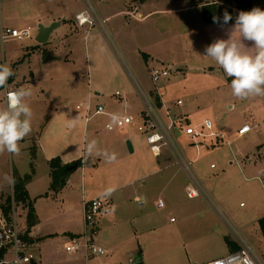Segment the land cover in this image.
<instances>
[{"label": "rangeland", "instance_id": "obj_1", "mask_svg": "<svg viewBox=\"0 0 264 264\" xmlns=\"http://www.w3.org/2000/svg\"><path fill=\"white\" fill-rule=\"evenodd\" d=\"M96 2L103 20L109 13L121 12L106 23L108 32L77 26V13ZM210 2L224 10L235 9L229 0ZM253 3L264 9V0ZM56 24L48 43L39 44L40 25ZM233 25L205 24L201 6L185 1L157 0L141 6L138 0H0V61L12 68L16 82L7 88L31 87L27 102L33 111L32 131L20 143V153H0V218L2 206L14 201V183L5 177L15 182L33 175L29 184L41 220L40 233L33 232V251L41 264H188L189 259L207 264L228 253L225 237L233 238L232 229L264 258L259 224L264 218V97L242 100L231 95V78L204 56L212 42L229 38L227 30ZM2 28H31L33 37L3 42ZM245 44L252 46L250 41ZM47 52L54 61L44 63ZM156 66L166 68L170 76L154 85L150 69ZM134 80L146 91L157 92L174 112H184L190 125L198 128L208 120L213 131L223 135L224 141L210 149L205 145L218 139H204L198 153L191 138L180 129L175 131L179 150L193 164L208 198L189 199L188 174L177 164L165 170L163 156L156 158L151 153L137 127L142 123L139 112L144 103ZM89 93L93 95L92 113L102 105L118 117L131 115L134 125L108 131L105 126L110 118L97 115L86 126L84 112L77 107L85 109ZM178 100L183 105L178 106ZM4 106L5 91L0 94V108ZM69 119H76L75 127L68 126ZM246 124L252 132L239 136ZM122 131L144 141L138 157L121 154L127 146L118 136ZM85 137L98 141L109 154L115 153L116 159L86 156L84 173L77 172L60 193L51 192L49 158L85 146ZM165 153L176 161L170 151ZM93 162L100 166L89 167ZM149 163L155 166L150 173H155L145 180H141L142 173L127 171ZM211 164L216 168L211 169ZM177 170L173 187H178V198L173 200L164 189ZM141 191L152 197L142 207L134 199ZM107 193L113 203L109 200L107 214L96 218L100 229L93 236L107 254L86 260L84 251L67 253L65 244L73 239L69 232L82 233L85 227L83 201ZM159 198L163 208L158 207ZM15 208L20 231H27V210L19 204ZM144 231L149 234L143 235Z\"/></svg>", "mask_w": 264, "mask_h": 264}, {"label": "built area", "instance_id": "obj_2", "mask_svg": "<svg viewBox=\"0 0 264 264\" xmlns=\"http://www.w3.org/2000/svg\"><path fill=\"white\" fill-rule=\"evenodd\" d=\"M92 14L86 12L77 15L76 20L79 27L90 26L97 24V17L93 11ZM32 29L15 30L10 28H2L1 39L3 42L9 39L25 41L32 39ZM151 80L154 85H157L162 79L168 78L170 72L163 67L156 66L150 69ZM140 91L144 102V110L141 114L142 123L137 125L138 131L145 137V141L150 148L154 157H162L166 151H170L176 157V164L182 168L189 177L190 184L187 185L186 191L189 199H197L199 197L208 198L209 194L203 188L200 181L194 175L192 163L187 161L185 156L179 150L175 139V131L180 129L184 135L191 138L193 146L199 148L204 139H219L222 138L219 133L214 132L213 123L204 121L200 127H195L189 124L186 115H176L173 109L164 102L161 96L144 90L140 84L135 83ZM9 88L5 89L6 92ZM155 91H158L157 89ZM116 96H121L119 92ZM178 106L183 105L182 101L177 102ZM80 109V107H78ZM91 111L90 107L86 109L87 114ZM107 112L103 106H98L94 115H106ZM114 123L106 125L108 131H114L117 128H123L129 125H134V119L130 116L118 117L113 116ZM249 125L243 126L238 134L245 136L251 131ZM208 131V132H205ZM212 169L215 165H212ZM139 206H143V202L137 200ZM108 198L95 199L87 202L84 207L85 223L90 228H94L96 218L104 212ZM12 214L7 217L2 214L0 218V264H41L40 259L34 253V243L24 239L26 231L21 232L18 226L16 217L15 203L13 204ZM158 207L163 208L164 202L160 199ZM232 242L235 244L236 250L225 257L218 258L208 264H264V258L260 256L249 244L246 238L237 230L232 229ZM94 232H88L84 236L71 239L65 244V250L69 254H78L85 252L87 258L102 257L107 254L106 249L96 244L93 240Z\"/></svg>", "mask_w": 264, "mask_h": 264}, {"label": "clouds", "instance_id": "obj_3", "mask_svg": "<svg viewBox=\"0 0 264 264\" xmlns=\"http://www.w3.org/2000/svg\"><path fill=\"white\" fill-rule=\"evenodd\" d=\"M232 16L225 11L223 20L213 17L214 23L227 25ZM228 39H217L205 49V55L211 58L226 77L231 78V95L238 99L264 97V9L254 7L250 11H240L235 24L227 30ZM245 41L252 42L249 47ZM14 75L12 68L0 64V89H7L9 79ZM32 88H17L7 91L5 106L0 108V153L18 155L20 143L31 134L33 111L28 98ZM76 119H69L68 126L75 127ZM84 153L105 157L109 161L116 159V154H109L99 147L95 139L84 138ZM9 183L14 178L6 176Z\"/></svg>", "mask_w": 264, "mask_h": 264}, {"label": "crops", "instance_id": "obj_4", "mask_svg": "<svg viewBox=\"0 0 264 264\" xmlns=\"http://www.w3.org/2000/svg\"><path fill=\"white\" fill-rule=\"evenodd\" d=\"M149 2H147V3H145V4H140L141 6H145V5H147ZM96 4V6L95 5H93V6H89L88 7V9L86 10V11H80V12H78L77 13V15L78 14H80V13H84V12H86L87 14H92L91 13V11H93L94 12V14L96 15V17H97V19H98V21H97V24L95 25V26H93V27H89L88 28V31L90 30V28H96V27H99V28H101L102 30H104V31H106L105 29H106V23H108L109 22V20H111V18H113V17H115V16H117V15H121V12L120 11H116V12H113V13H109L108 14V17H105L104 18V20L101 18V16L99 15V13H98V11H97V7H98V5H100L99 3H95ZM255 5V4H254ZM255 7H257L256 5H255ZM77 17V16H76ZM138 17L139 18H142L143 17V14L141 13V12H139L138 13ZM78 26V25H77ZM213 26H215V25H213ZM45 27H49V26H45ZM79 27V26H78ZM80 28V27H79ZM221 31V30H220ZM219 31V32H220ZM106 32H108V31H106ZM51 37V36H50ZM50 40V39H49ZM52 61H54V60H52ZM51 62V61H50ZM135 83H138V84H140L137 80H134V84ZM13 84H16V82H14ZM141 85V84H140ZM89 87V90H90V88H91V86L89 85L88 86ZM141 87H142V85H141ZM135 88H136V91H137V93L140 95V97H141V94L139 93L140 91H139V89L137 88V86H136V84H135ZM143 88V87H142ZM16 89V88H15ZM15 89H13V90H15ZM144 89V88H143ZM145 90V89H144ZM149 91V90H148ZM97 94V96H99L100 95V93H96ZM89 98H88V103L85 105L86 107H85V109L83 110V107L82 106H78V107H80V109H78V107H77V110L78 111H83L84 112V121H85V125L87 126V125H89V123H90V121L96 116V115H94V113L95 112H93L92 113V106H91V100H92V94L91 93H89ZM120 97V96H119ZM142 98V97H141ZM162 98V97H161ZM143 100V99H142ZM178 101H180V100H178ZM126 102V101H125ZM144 103V102H143ZM100 106H102V105H100ZM167 106H168V104H167ZM88 107H90V109H91V111L89 112V114H87L88 112H86V109L88 108ZM172 108V107H171ZM142 112L143 111H141V112H139V116L141 117V114H142ZM174 112V111H173ZM174 113H176V112H174ZM176 114H178V115H185V113L184 112H181V113H176ZM126 116H130V117H132L131 115H128V114H125ZM106 116L108 117V118H110V120H111V122L109 121L107 124H110V123H114V121H115V119H114V117L113 116H117V115H114L112 112L111 113H107L106 114ZM134 119V118H133ZM106 124V125H107ZM246 125H248V124H246ZM245 125V126H246ZM250 126V125H249ZM251 127V126H250ZM105 128H106V126H105ZM252 128V127H251ZM252 132V130L249 132V133H251ZM123 133H125V132H123L122 131V133H120V135H118L119 137H121L122 138V141L124 142V144H125V142L127 143L128 141L131 143V146H132V149H133V153H130L129 152V149H127L128 147L126 146V145H124V147H122L121 148V154H123V156L125 157V156H131V155H136L137 157H138V155H139V153H140V150H141V148L143 147V144H144V141H142V140H140L139 138H140V136L139 135H135V136H133V139H131L130 137H127V136H125V135H123ZM248 133V134H249ZM247 135V134H246ZM222 136V138H220V139H218V140H214V139H212V140H214V141H211V143L209 144V145H205V146H207L208 147V149H210V148H213V147H215V146H217L219 143H220V140H222V141H224V137H223V135H221ZM211 139V138H210ZM84 144V143H83ZM113 145V144H112ZM203 146H204V144H203ZM77 148V147H76ZM73 150H75V151H73ZM198 151V153H199V151H200V148H198L197 149ZM57 157H59L61 160H62V162L64 163V164H69V163H72V162H74V161H76V160H79V159H82L83 161H84V166H83V168L82 169H80L79 171H77V172H82V174L84 173V169H85V167L87 166V163H88V161L87 160H85V158H86V155H85V153H84V145H82L81 146V148H77V149H75L74 147L73 148H71V149H69V150H67L65 153H57L56 154V156H52V157H50L49 159H54V158H57ZM198 157H199V154H198ZM126 158V157H125ZM163 159L161 160V161H163V163H162V165L163 166H165V170H170V169H172L173 168V166H175L176 165V162H172L171 161V158H170V156L168 155V154H166L165 153V155H163V157H162ZM248 158V157H247ZM50 160V161H51ZM248 160V163L249 164H252L253 163V160H251L250 158H248V159H246V161ZM194 162H196V159H194L193 160ZM245 161V162H246ZM139 162V161H138ZM138 164H141V163H138ZM175 164V165H174ZM239 164H242L240 161H239ZM212 165H215V164H211L210 165V168L212 167ZM232 165V164H231ZM243 165V164H242ZM100 166V164H96L95 162H93V163H91L90 165H89V167H99ZM139 167H141V169H138V168H136V167H134L133 169H131V168H129V169H127V171H129V172H134V173H137V174H139V173H142L141 175H145V176H143L142 178H141V180H145L147 177H148V175L150 176V175H153L155 172H152V173H150V171H151V169H154L155 168V166L152 164V163H149L146 167L145 166H139ZM216 168V167H215ZM248 170H250V166L248 165L247 167H246ZM182 171H184L182 168H180ZM212 169V168H211ZM76 172V173H77ZM150 173V174H144V173ZM185 172V171H184ZM75 173V174H76ZM178 173H179V171L177 170L173 175H172V177H171V179H170V181H169V183L165 186V189L164 190H166L167 192H169V195H170V197L173 199V200H175V199H177L178 198V196H177V194H178V190H176V189H178V187L177 186H174L173 187V181H175L176 180V177L178 176ZM75 174L72 176V177H74L75 176ZM49 175H50V172H49ZM72 177L70 178V180L68 181V184H70V182H71V180H72ZM171 183H172V185H171ZM144 186L146 185V183H145V181H144V184H143ZM31 186H32V183L31 184H29L28 186H27V190H28V192H29V195H30V198L33 200V198H34V196L32 195V193H31ZM67 187V186H66ZM125 188V187H124ZM121 190H123V187H122V189ZM141 193L142 194H135V200L137 201V200H140L141 202H145V203H147L148 204V202H149V200L152 198L150 195H146L145 194V192H143V191H141ZM103 198H108V202H109V200L112 202V198H111V194H109V193H107V194H100L99 196H97V197H95V198H93L92 200H95V199H103ZM150 198V199H149ZM160 199H162V198H159V200ZM91 200V201H92ZM158 200V201H159ZM35 201V200H34ZM87 202H90V201H88V200H84L83 201V204H82V206H83V210H84V207H85V204L87 203ZM113 203V202H112ZM107 205V204H106ZM242 206V205H241ZM221 214H222V212L220 211V210H218ZM36 213H37V211H36ZM107 214V212L105 211V209H104V212H103V214L101 215V217H103V216H105ZM37 216H38V219H39V223H38V225L36 226V228L35 229H32V231H31V234H30V238H32L33 240L35 239V236L33 235V232H34V230H36L37 231V233H36V235L38 234V233H40V231H41V227H39L40 226V224H41V220H40V218H39V215L37 214ZM148 215H144L143 217H144V219H145V223H147L148 222V217H147ZM100 217V216H99ZM142 219V218H141ZM140 219V220H141ZM173 220V219H172ZM171 220V221H172ZM85 223V222H84ZM173 223V222H172ZM98 221L95 223V226H94V228H90L89 226H87V224L85 223V227H84V229H83V232L81 233V232H77V230H75L74 229V231H70L69 233H70V235H72L71 237H73V238H76V237H80V236H84V235H86L88 232H94L95 234L97 233V230H99L100 228H99V226H98ZM144 234H149L148 232H145L144 231V233H143V235ZM94 236V235H93ZM227 237H225V240H226V246H227V248H228V253L226 254V255H224V256H221V257H225V256H227V255H229L231 252H233V250H232V248H231V246H229L228 244H227ZM230 240H232V239H230ZM86 257V256H85ZM221 257H219V258H221ZM86 260H91V258H85ZM218 259V258H217ZM214 260H216V259H214ZM211 261H209V262H207V264L208 263H210ZM188 264H199L198 262H196V260L194 259V260H191V259H189V263Z\"/></svg>", "mask_w": 264, "mask_h": 264}, {"label": "trees", "instance_id": "obj_5", "mask_svg": "<svg viewBox=\"0 0 264 264\" xmlns=\"http://www.w3.org/2000/svg\"><path fill=\"white\" fill-rule=\"evenodd\" d=\"M157 0H138L140 4H145L147 2H152ZM165 1H172V0H165ZM173 1H185L189 4L195 6H201L202 11V20L205 24L211 25H218L222 26V23H214L213 17H218L220 21L223 20V14L227 11L231 16L232 20L229 21L228 24H235V19L240 11H250L252 8L255 7L253 0H229L232 4L235 5V9H228L224 10L223 8L219 7L217 4H211L210 0H173ZM227 24V25H228ZM0 64H3L0 61ZM14 82V75L9 79L8 85ZM5 89H0V94L4 92ZM84 166V161L82 159L76 160L69 164H64L62 160L57 157L52 159L49 162L50 168V191L58 194L63 191L70 178ZM34 171V170H33ZM34 174V173H33ZM33 175H28L24 178H18L14 182V197L13 200H9L6 206H2V214L9 217L12 214L13 210V203L19 204L24 209L27 210V231L24 235V239L28 240L29 242L33 243V239L30 238L31 231L34 227H36L39 223V219L35 209V201L30 198L29 192L27 190V186L32 181ZM260 228L264 235V218L259 221ZM227 244L231 246L232 250L235 251L236 247L235 244L230 240L227 239Z\"/></svg>", "mask_w": 264, "mask_h": 264}, {"label": "water", "instance_id": "obj_6", "mask_svg": "<svg viewBox=\"0 0 264 264\" xmlns=\"http://www.w3.org/2000/svg\"><path fill=\"white\" fill-rule=\"evenodd\" d=\"M56 27H57V24L49 26V27H44V26L40 25L36 41L39 44L48 43L50 36H51L52 32L56 29ZM52 60H55V58L51 55L50 52H47L45 57H44V63H48ZM127 147L129 149V152L133 153V149H132L131 143L129 141L127 142ZM137 264H143V263L141 261H139Z\"/></svg>", "mask_w": 264, "mask_h": 264}]
</instances>
